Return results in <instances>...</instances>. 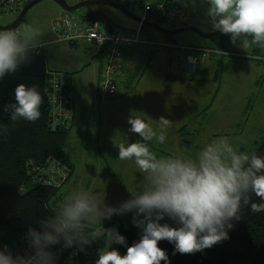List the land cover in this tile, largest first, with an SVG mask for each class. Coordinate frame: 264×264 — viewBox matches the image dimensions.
<instances>
[{
    "label": "clouds",
    "instance_id": "clouds-1",
    "mask_svg": "<svg viewBox=\"0 0 264 264\" xmlns=\"http://www.w3.org/2000/svg\"><path fill=\"white\" fill-rule=\"evenodd\" d=\"M207 2L214 30L229 34L231 42L239 41L245 50L254 45L264 48V0ZM42 46V33L32 24L0 30V79L15 73ZM14 99L3 109L10 121L40 119L43 97L38 86L19 84ZM151 121L130 114L128 131L140 139L118 145V159L134 161L145 174L147 183L141 190L118 206L101 203L91 190L72 192L39 221V230L28 229L27 253L14 254L8 245L0 247V264H55L53 246L62 244L83 252L98 240L106 247L98 250L95 264H169L166 251L158 246L160 241L174 245L173 255L203 252L230 239L229 231L233 221L242 218V209L264 213V157L240 151L223 136L207 143L195 158L183 154L158 157L148 142L163 144L174 122L161 116L154 128ZM253 195L259 203L252 200ZM127 213H132L133 225L141 230L140 240L131 246L115 227L102 226L114 215ZM165 217L177 226L162 224ZM113 244L125 245L126 254L121 255Z\"/></svg>",
    "mask_w": 264,
    "mask_h": 264
},
{
    "label": "rangeland",
    "instance_id": "rangeland-1",
    "mask_svg": "<svg viewBox=\"0 0 264 264\" xmlns=\"http://www.w3.org/2000/svg\"><path fill=\"white\" fill-rule=\"evenodd\" d=\"M65 1L74 4L79 0ZM179 1L182 7L189 6L188 3H190L197 9V18L200 22L196 23L198 30L214 31L207 14L209 7L207 0ZM127 7L140 16L141 8L137 3L127 4ZM19 9L2 14L0 25L11 23L19 14L21 10ZM62 11L63 9L53 0H40L26 11L15 28L28 23L40 29L43 46L39 49L46 58L47 68L54 73L63 71L68 73L70 97L72 101L73 96L80 99L83 111L78 127L84 122V132H74L76 119L73 118L72 129L64 147V151L74 164V169L71 170V176L57 192L56 197L52 199L51 209H55L67 195L80 189L91 190L101 203L118 206L146 185L145 174L138 169L134 161L118 159L119 144L113 139L120 138L121 143L125 144L140 139L137 134L128 131L130 125L127 121L130 114L145 120L140 103L130 94L139 92L136 90L141 88V83L148 78L163 79L167 76L169 80L172 79L170 88L175 87L172 90L173 99L169 104L171 115H164L165 118L174 122L170 127L172 129H167L163 144L156 141L148 142L149 147L158 157L183 154L195 158L201 148L221 136L228 137L233 146H238L240 151L253 152L264 134V48L254 45L253 48L245 50L238 46L239 41L233 44L230 35L224 34L226 39L224 49L218 51L219 54L210 61L208 60L207 65L200 66L195 74L187 75L178 70V59L176 60L179 51L188 46V43L183 41H187V37H192L208 44L209 40L197 37L198 35L191 31L166 35L149 29L148 32L158 41L163 42L162 45L156 43L151 47L152 54L155 52L162 54L161 50L168 53H163L162 56L154 55L150 59L140 58L138 64L141 68L144 67L139 71V75H142L140 80L134 82L135 91L122 93V89L125 88L121 83L119 87L122 94L120 93L115 99L104 101L98 96L95 88L102 61L94 57L91 63L89 56L91 52L82 43L78 42L72 46L67 42L56 41L52 24ZM87 12L105 14L121 28L133 29L137 25L135 20L123 15L119 10L103 5L82 7L70 14L80 17ZM160 26L168 28L170 25L162 22ZM144 31H142L143 36ZM167 36L177 40L172 49L162 47L167 44L172 46L170 44L172 40ZM240 39L243 40L244 37ZM137 46L139 45H133V47ZM124 50L125 47L122 48L121 58ZM135 52L136 50H132L133 54ZM247 54L252 56H244ZM170 57L173 59L171 66L168 65ZM217 60L222 62L221 68ZM88 62L89 64L86 65ZM75 67H79V72L73 70ZM71 70L74 74L70 72ZM218 74L227 81H223L222 77L214 79ZM156 121L152 124L154 128ZM181 126L183 129H178ZM111 220H113L112 223H110ZM102 226L116 229L119 226L133 227L132 213L123 216L114 215L110 220L104 221ZM117 246L118 244H113L111 247L117 249ZM230 264L247 263L231 261Z\"/></svg>",
    "mask_w": 264,
    "mask_h": 264
},
{
    "label": "trees",
    "instance_id": "trees-1",
    "mask_svg": "<svg viewBox=\"0 0 264 264\" xmlns=\"http://www.w3.org/2000/svg\"><path fill=\"white\" fill-rule=\"evenodd\" d=\"M135 1L142 8L147 0ZM148 1L155 4L159 0ZM175 1L177 2V0ZM80 18L89 22H99L109 28L119 27L107 15L99 12H87ZM146 20L159 25L164 22L161 14L153 9L146 15ZM184 25L180 23L170 25L168 28ZM141 29L146 32L152 28L142 25ZM223 35L219 33L209 39L211 51L195 48L198 50L195 56L206 53V60L208 54H219L218 51L223 50L226 43ZM171 37L168 38L171 39ZM67 43L70 44V42ZM77 43H73L72 46ZM173 46L174 44L172 46L167 44L162 47L171 49ZM85 47L95 52L101 61L102 55L98 52L99 50L86 45ZM205 60L197 64L195 73L200 66L204 65ZM56 74L64 75L61 88L62 96L67 99V110L72 112L68 100L70 84L67 73L49 71L46 58L39 48L30 53L29 60L22 64L15 73L6 74L0 79V247L8 245L14 254H25L29 251L25 239L28 229L30 227L40 229L39 221L52 214V199L56 197L57 192L72 174L73 165L64 151L71 123L54 130L49 125L51 104L47 100V94L50 90V80ZM19 84H25L28 87L36 85L42 94L41 117L36 122H27L23 119L12 122L9 120L8 113L3 111L5 105L15 102L14 90ZM97 92L101 98L112 99L103 97L98 89ZM253 152L264 157V134ZM51 159L65 166L68 172L65 180L58 186L31 184L35 181L34 179L39 178L36 172L37 168ZM22 185L25 187L29 185L23 193L20 191ZM252 200L260 202L259 198L254 195ZM166 222L173 227L177 226L167 217L161 221L162 224ZM233 223L234 228L229 231L230 239L205 249L203 252L173 255L174 245L167 240L160 241L158 246L166 251L169 264H230L231 261L264 264V213L254 214L249 208H244L242 209V218L239 221H233ZM117 230L126 238L127 246L140 240L141 230L136 226H119ZM105 245L103 240H98L90 246H85V251L80 252L75 248H63L60 244L53 246L51 251L56 254L55 264H95L98 250L104 248ZM117 250L121 255H124L127 247L118 245ZM161 264L164 262L161 261Z\"/></svg>",
    "mask_w": 264,
    "mask_h": 264
},
{
    "label": "built area",
    "instance_id": "built-area-1",
    "mask_svg": "<svg viewBox=\"0 0 264 264\" xmlns=\"http://www.w3.org/2000/svg\"><path fill=\"white\" fill-rule=\"evenodd\" d=\"M26 1L2 0L0 2V16L6 12L17 10ZM109 1L124 4L126 7L127 4H135L136 2L135 0ZM152 9L161 14L167 25L180 24L186 19L184 8L175 0H159L155 4L147 0L141 8L139 16L141 22H137L136 27L133 29L109 28L107 25L99 22H89L77 15H71L66 11H62L53 21L52 30L56 35L57 41L79 42L95 50H99L98 52L102 55V67L97 88L103 97L113 98L121 92L119 84L124 76L121 58L122 48L140 45L145 42L142 37V20H146V15ZM205 56L206 53L199 56L187 55L180 57L177 61V68L182 73L191 75L195 73L197 64L205 60ZM62 85V74H57L50 80V90L47 94V100L51 104L49 125L52 130L60 126H66L71 121V113L67 110L66 106L67 101L62 96ZM36 172L39 178L34 179L35 181L31 184L39 183L58 186L65 180L68 174L65 166L54 159L39 166ZM28 186L22 185L21 189L25 191Z\"/></svg>",
    "mask_w": 264,
    "mask_h": 264
},
{
    "label": "crops",
    "instance_id": "crops-1",
    "mask_svg": "<svg viewBox=\"0 0 264 264\" xmlns=\"http://www.w3.org/2000/svg\"><path fill=\"white\" fill-rule=\"evenodd\" d=\"M177 2L179 4H181L179 0H177ZM188 4H189V6H187V5L185 7L183 6L185 8V11H186V19H185V21L182 24L192 25V26L197 27L198 25H196V23L199 22L198 18H197V13H196L197 9L192 7L190 3H188ZM127 28H131V27H127ZM143 34H144V36H142V37L145 40L144 43H141L137 47H133V46L125 47V50L123 52L122 70H123L124 76H123V80H122V82H120V84L122 83L124 85L125 89H122V93H123V91L124 92L127 91L128 93H130L132 91H135L134 82L137 81V80H140V77L142 75H139V71H140V69H142L144 67L143 66L141 68L139 66V64H138V60L140 58L147 57L148 59H150V58L154 57V55L162 56L163 53L164 54L168 53V52H164L163 50H161L162 54L160 52H155V53L152 54L153 50H152L151 47L155 46L156 43H158L160 45L163 42L160 41V40L158 41L157 38L154 35H152L150 32H148V31L144 32ZM197 37H200V36H197ZM187 38H188V40L187 41H183V42L188 43V46L185 49H183L182 51H179V53L176 56V60L179 59L180 57L185 56V55H194L195 56L196 55V51H198V50H195V48H197V49H205V50H208L206 48H209V45H210V40L209 39L210 38L208 39L209 40L208 44L206 42H204V41L199 40L198 38H192V37L191 38L187 37ZM171 40H172V42H170V43L175 45L176 44L175 41H177V40L175 38H171ZM58 42H60V41H58ZM72 44L73 43H70V45H72ZM225 46H226V43H225ZM173 47H171V49ZM167 49H169V48H167ZM132 50H136V52H135L136 56L135 57H134L135 54L132 53ZM90 52L91 53H89V56H90V62L91 63H93V58L94 57L100 59L95 54V52H93L92 50H90ZM214 56L215 55H209L208 54V56H207V58H206V60H205V62L203 64L208 62V60L210 61V59L213 58ZM244 56H252V55H248L247 54V55H244ZM172 60H173L172 57H170L169 60H168V65L169 66L172 65ZM88 64H89V62L86 63V65H88ZM217 64H219L220 68L223 66L222 62H220L219 60H217ZM81 68H83V67H81ZM99 68H100V65L98 66L97 74L99 73ZM48 70L51 71V72H54V71H52L50 69H48ZM73 70H76V72H79V67H75V69H73ZM73 70H71L70 72L74 74ZM63 72L65 73V71H63ZM260 76H258V77H260ZM97 77H98V75H97ZM221 77H222V75L218 74V76H215L214 79H216V78L219 79ZM69 80H70V76H69ZM222 80L223 81H227V79H225L223 77H222ZM171 81H172V79L169 80L167 76H165L163 79H158L156 77L148 78L147 80H145L144 82L141 83V85H140L141 88H138L136 90V91H139V92H137V93L132 92L130 94L131 96L136 97L137 101L140 103L139 105L142 107V115L144 116L145 120L148 121V117L152 118V121H151L152 124H153V121H156L161 116L171 115V112L169 110V107H170L169 104H170V101H172V99H173L172 90L175 89V87L170 88L171 87ZM251 82H253V79H251ZM97 83H98V78L95 81L96 92H97ZM163 84L167 85L168 87L164 86ZM166 88H169V89L168 90H164ZM120 93L118 95H120ZM97 94H98V92H97ZM98 96L100 97L99 94H98ZM115 98H112V99H115ZM101 99H103L104 101L110 100V99H104V98H101ZM68 100H69V103H70L71 109H72V112H70L71 113V121H70L71 128L70 129H72L73 118H75L76 120H75V123H74V125H75L74 126V132L78 131V133H83L84 132L85 123L82 122L81 126L78 127L79 126L78 121L81 119L82 112H83L80 99H78V98L73 96V101H74L73 102L71 97H70V91H69L68 92ZM100 107H101V105H100ZM82 126H83V128H81ZM183 126H181V128L179 127L178 129H183ZM171 129L172 128H170V130ZM69 132H70V130H69ZM68 137H69V134H68ZM114 140L118 144H120L121 141H122V140H120V138H115V139H113V141ZM69 159H70V157H69ZM70 161H71V159H70ZM71 163H72L73 169H74V164H73V162H71ZM73 169H72V171H73Z\"/></svg>",
    "mask_w": 264,
    "mask_h": 264
},
{
    "label": "water",
    "instance_id": "water-1",
    "mask_svg": "<svg viewBox=\"0 0 264 264\" xmlns=\"http://www.w3.org/2000/svg\"><path fill=\"white\" fill-rule=\"evenodd\" d=\"M40 0H30L28 1L20 10L19 14L15 17V19L7 24V25H0V30H6V29H15L17 25L21 22V20L24 17V14L26 11L33 6L34 4L38 3ZM56 2L63 10L67 12H76L78 9L90 5H103V6H109L113 7L117 10H119L123 15L135 20L136 22H141V18L134 14L130 9H128L124 4L118 3V2H113L109 0H80L74 4H69L65 0H53ZM142 25L152 28L162 34L166 35H172L176 33H181L184 31H191L196 33L198 36L209 39L219 33H221L218 30H214L212 32H201L198 30L195 26L192 25H185L181 27H176V28H165L160 26L158 23L151 22L148 20H142Z\"/></svg>",
    "mask_w": 264,
    "mask_h": 264
},
{
    "label": "bare ground",
    "instance_id": "bare-ground-1",
    "mask_svg": "<svg viewBox=\"0 0 264 264\" xmlns=\"http://www.w3.org/2000/svg\"><path fill=\"white\" fill-rule=\"evenodd\" d=\"M2 1V0H1ZM0 1V2H1ZM30 1V0H29ZM27 2H25L21 7H20V9L26 4ZM19 9V8H18ZM19 9V10H20ZM63 11H65V10H63ZM67 12V11H66ZM68 13H70V12H68ZM60 42H63V41H60ZM70 43H72V42H70ZM75 43H77V42H75ZM57 75V74H56ZM63 75V74H62ZM98 80H99V77H98ZM122 80H123V78H122ZM122 80L120 81V82H122ZM63 82H64V75H63ZM97 85H98V83H97ZM66 101H67V99H66Z\"/></svg>",
    "mask_w": 264,
    "mask_h": 264
}]
</instances>
